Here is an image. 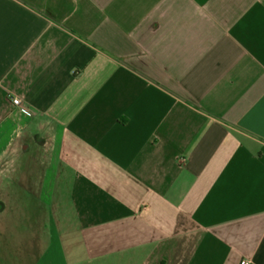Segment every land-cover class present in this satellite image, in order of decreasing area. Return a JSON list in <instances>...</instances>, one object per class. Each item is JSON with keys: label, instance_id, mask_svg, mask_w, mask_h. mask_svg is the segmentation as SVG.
Wrapping results in <instances>:
<instances>
[{"label": "crops", "instance_id": "crops-1", "mask_svg": "<svg viewBox=\"0 0 264 264\" xmlns=\"http://www.w3.org/2000/svg\"><path fill=\"white\" fill-rule=\"evenodd\" d=\"M0 201L44 264H264V0H0Z\"/></svg>", "mask_w": 264, "mask_h": 264}, {"label": "rangeland", "instance_id": "rangeland-1", "mask_svg": "<svg viewBox=\"0 0 264 264\" xmlns=\"http://www.w3.org/2000/svg\"><path fill=\"white\" fill-rule=\"evenodd\" d=\"M25 210L26 216H9L6 205L0 201V264H44L40 261L45 256L48 241L41 236L48 233L43 230L48 226L47 215L42 211L35 213L32 206Z\"/></svg>", "mask_w": 264, "mask_h": 264}, {"label": "built area", "instance_id": "built-area-1", "mask_svg": "<svg viewBox=\"0 0 264 264\" xmlns=\"http://www.w3.org/2000/svg\"><path fill=\"white\" fill-rule=\"evenodd\" d=\"M12 103H13V105H14L15 107L21 108V111H22L23 113H26V110L22 108V103H21V101H20L19 99H13V100H12ZM241 262H242V261H241ZM240 264H252V263L248 262L247 260H243V262L240 263Z\"/></svg>", "mask_w": 264, "mask_h": 264}]
</instances>
